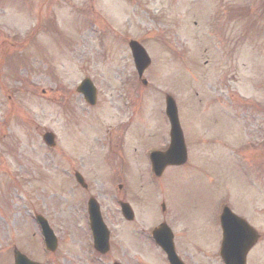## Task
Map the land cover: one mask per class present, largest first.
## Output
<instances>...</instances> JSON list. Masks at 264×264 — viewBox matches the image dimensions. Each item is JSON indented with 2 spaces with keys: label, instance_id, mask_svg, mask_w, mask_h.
<instances>
[{
  "label": "rangeland",
  "instance_id": "374dc122",
  "mask_svg": "<svg viewBox=\"0 0 264 264\" xmlns=\"http://www.w3.org/2000/svg\"><path fill=\"white\" fill-rule=\"evenodd\" d=\"M130 40L151 56L143 76L148 88ZM86 77L99 89L96 107L75 91ZM166 94L178 105L190 153L185 167L161 181L180 258L222 264L219 215L226 203L261 234L248 261L264 264V0H0V264H14V245L42 257L31 205L63 226L69 219L79 224L84 195L82 207L65 181L61 151L81 154L77 167L121 241L105 263L122 253L131 264L166 263L133 232L167 221L155 212L140 158L146 145L168 137ZM125 101L157 134L129 128ZM46 131L56 136L53 149L42 140ZM119 141L125 171L118 161L109 167L100 160ZM123 196L137 211L134 224L116 215ZM59 234L58 264H98L84 250L89 237L80 226Z\"/></svg>",
  "mask_w": 264,
  "mask_h": 264
},
{
  "label": "water",
  "instance_id": "95a60500",
  "mask_svg": "<svg viewBox=\"0 0 264 264\" xmlns=\"http://www.w3.org/2000/svg\"><path fill=\"white\" fill-rule=\"evenodd\" d=\"M136 66L142 76L144 70L150 65V59L144 49L137 43H130ZM79 91L84 93L85 99L91 104L95 103L96 91L90 88V82L84 81ZM167 114L170 116L172 125L171 147L163 154L154 155L155 170L160 175L165 166L169 164L181 165L187 160V152L183 134L179 125L177 108L172 98L168 97ZM44 140L48 145H54L52 134H46ZM92 225L95 235V245L97 249L105 253L109 248V233L104 226L99 214L92 212ZM223 228V244L221 256L226 264H246V257L250 249L254 246L258 235L244 220L236 217L231 211L226 209L221 218ZM155 238L163 250L167 253L170 264H182L176 255L173 243V235L166 225H162L154 233ZM16 264H33L25 256L16 253Z\"/></svg>",
  "mask_w": 264,
  "mask_h": 264
},
{
  "label": "flooded vegetation",
  "instance_id": "af4514ba",
  "mask_svg": "<svg viewBox=\"0 0 264 264\" xmlns=\"http://www.w3.org/2000/svg\"><path fill=\"white\" fill-rule=\"evenodd\" d=\"M127 124H129V128H132V125L134 126V128L137 130L138 132V135H143L147 128H148V123H145V122H142V121H138V122H132L131 120H128L126 121ZM160 122H157L154 126H157L159 125ZM125 126V125H124ZM151 130H155L156 131V127L151 129ZM157 133V131H156ZM119 144L122 145V141H119V143H116L115 145L112 144V142H110V147L106 150L108 151L107 154H104V158L106 159V162L108 163L109 167H114V165H116V161L119 162V165L121 166L122 165V170H126L128 168V165L126 163V159H125V156L123 157V153L121 151H119ZM144 151V149H143ZM77 152V155L75 154ZM140 157V155H139ZM141 161L143 162V168H144V183L147 185L148 183V167H147V164H146V161H145V158H144V155H143V152L141 154ZM77 161H81V154H78V151H61V166H62V170L64 171V176H65V181L70 185L72 186L75 190V193H78L79 195V202L80 204L82 205L83 207V204H82V196L84 195V190L86 191V193L88 194V201L90 198L94 197L91 193L92 191V188L89 184V181L88 179H86V177L83 175V172L81 169H79L77 167ZM170 169H174L173 167L172 168H167L165 172H167L168 170ZM83 175L84 178L86 179V183H87V188L83 190V185H84V181L83 180H79L80 178V175ZM143 176V174H142ZM152 179L154 182H159V180L161 179H157V178H154L152 176ZM141 182V181H140ZM143 183V184H144ZM118 187H120L119 189H121L123 186L120 184ZM159 191V188L158 190ZM115 196V195H113ZM84 197V196H83ZM120 197V196H118ZM117 197V198H118ZM97 203L99 204V207H100V210H101V213H102V216H103V219L104 221L107 223L106 219L104 218V214H103V203L100 201V200H97ZM121 202H124V203H128L131 207V209L133 210L134 212V220L133 221H126L123 217H122V214H121V210H120V203ZM117 204H118V212H117V217L118 219L121 221V222H124L126 224H134L136 223V209H135V206L133 205V203L131 202H128L126 200V197H122L121 200H117ZM162 205V203H161ZM33 206V205H31ZM30 206V207H31ZM34 210V215L37 214V209L33 206L32 208ZM162 209V208H161ZM81 213L77 214V221L79 222V224L77 225L76 224V227L74 225V220L72 219H69V221H72L71 223H67L68 225H65L66 226H63L61 225V222H58L56 218H53L43 212H39V215L43 216L46 220H47V224L48 226L52 229L53 233L57 236L58 238V246L61 245L63 239L61 237V234H59V230H61L62 232L65 233L66 230H69L71 231L73 228L74 229H77L78 226H80V230H82L84 233H85V236L89 235V232H90V228H89V225L86 223L85 219L87 218V215H88V204L86 205L85 209L84 207L81 208ZM163 212V211H162ZM165 213V211L163 212V214ZM60 221V220H59ZM161 221H165V218L162 217L161 218ZM34 228L36 229V231H38V234H39V231L41 233V228L39 227V224L37 222H34ZM63 226V227H61ZM68 227V228H67ZM137 230H141L142 234L141 233H137ZM144 229L142 230V228H134L133 232H134V236H140V237H144L145 234H144ZM113 229L111 228V245H110V251L108 252L109 254L113 251L112 248L114 249V242L118 243V242H121L120 240H116L114 239L113 235ZM130 233H126V237L129 235ZM39 237H40V234H39ZM130 237V236H129ZM138 241H141V240H138ZM146 241V240H144ZM38 244H39V247L41 246V242H40V238H38ZM119 246V245H118ZM120 250L123 249L122 246L119 247ZM125 249V248H124ZM123 249V250H124ZM94 254L96 255L95 256V259H96V262L98 259H100V257H106L105 256H102L100 254H98L97 252L94 251ZM108 255V254H107ZM125 256L126 254L125 253H122V257H119L118 255L117 256H114L111 258L110 262H112L113 264L115 263H118V261L122 262V264H127L129 261H126L127 259H125ZM108 257V256H107ZM106 259V258H105ZM123 259V260H122ZM125 261V262H124ZM95 262V263H96ZM124 262V263H123ZM102 263L104 264L105 262L102 260Z\"/></svg>",
  "mask_w": 264,
  "mask_h": 264
}]
</instances>
